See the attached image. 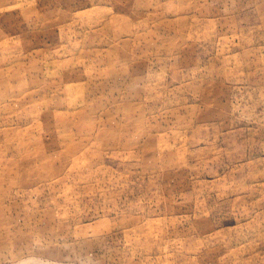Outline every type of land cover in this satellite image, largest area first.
<instances>
[{
    "label": "rangeland",
    "instance_id": "rangeland-1",
    "mask_svg": "<svg viewBox=\"0 0 264 264\" xmlns=\"http://www.w3.org/2000/svg\"><path fill=\"white\" fill-rule=\"evenodd\" d=\"M0 264H264V0H0Z\"/></svg>",
    "mask_w": 264,
    "mask_h": 264
}]
</instances>
